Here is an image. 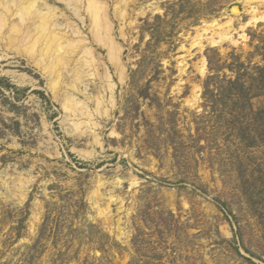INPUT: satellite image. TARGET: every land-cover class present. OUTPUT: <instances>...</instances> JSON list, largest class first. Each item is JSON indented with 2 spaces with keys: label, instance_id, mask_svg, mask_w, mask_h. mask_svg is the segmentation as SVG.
Wrapping results in <instances>:
<instances>
[{
  "label": "rangeland",
  "instance_id": "obj_1",
  "mask_svg": "<svg viewBox=\"0 0 264 264\" xmlns=\"http://www.w3.org/2000/svg\"><path fill=\"white\" fill-rule=\"evenodd\" d=\"M45 1L92 42L88 18ZM127 13L123 37L110 12L123 81L90 44L96 74L79 88L106 106L83 135L38 68L0 49V264H264V0ZM212 20L227 25L215 45L196 36Z\"/></svg>",
  "mask_w": 264,
  "mask_h": 264
},
{
  "label": "bare ground",
  "instance_id": "obj_2",
  "mask_svg": "<svg viewBox=\"0 0 264 264\" xmlns=\"http://www.w3.org/2000/svg\"><path fill=\"white\" fill-rule=\"evenodd\" d=\"M55 1H60L64 3L65 6L69 7L70 15L75 17L79 22L84 24L85 19L88 18L89 23H86H88L87 27L92 42L87 41V37L83 34L78 23L72 21L74 20L73 18L70 20V17L67 16L65 23L60 21L58 19L59 16L56 14V7L48 4L45 0H0V49L6 52L13 51L16 55H25L26 61L38 68L47 79L46 89L51 91L53 98L59 101L64 110L66 114L64 120L69 124L70 131L83 135L87 133V129L90 130L99 125L95 120L92 121V118H94V115L102 114L100 107L104 102H102L99 95H95V107L91 109L88 105V100L91 96L87 95V90L85 92L83 89L80 90L79 88L80 84L84 83L87 77L96 74L94 68L95 59L91 48L92 45L90 46V44L94 43L106 49L109 62L116 68L114 72L117 73L119 80L123 81L126 73L124 74V66L121 64L120 55L122 47L119 43L115 42L116 39L113 35V22L110 18V12L113 13L114 18L122 20V25L119 29L121 35L125 37L126 27L133 23L129 20L127 7L136 0ZM110 1L112 2L111 8L110 5H108ZM40 2H42L43 5H41ZM250 9L251 12L255 11L254 6H250ZM64 13H61L62 17ZM230 25L231 23L228 22L229 27ZM226 26V24H221L217 20H212L208 23L205 22L202 27L200 26V33L196 36L201 37L210 33V35L204 37H206V41L208 40L211 45H215L218 40H213L214 35H224L226 33ZM196 40L198 39L196 38L195 41ZM197 43H200V40ZM4 51L0 53V61L5 60L7 56V53ZM105 76L107 78V87L111 94H113L114 84L112 83L111 76L107 72ZM68 89L83 93L84 100L78 99L70 94ZM109 102H113V99L110 98ZM103 105L106 106V104ZM108 110V108H105L103 112L107 114ZM93 140L94 143H99V138L96 134H94ZM23 185L24 182L20 180V186ZM117 228L119 229L118 226Z\"/></svg>",
  "mask_w": 264,
  "mask_h": 264
}]
</instances>
